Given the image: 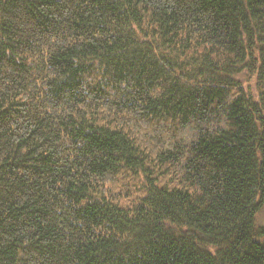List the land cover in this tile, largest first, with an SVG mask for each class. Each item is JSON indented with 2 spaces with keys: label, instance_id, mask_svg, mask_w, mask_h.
Instances as JSON below:
<instances>
[{
  "label": "trees",
  "instance_id": "16d2710c",
  "mask_svg": "<svg viewBox=\"0 0 264 264\" xmlns=\"http://www.w3.org/2000/svg\"><path fill=\"white\" fill-rule=\"evenodd\" d=\"M264 0H0V264H264Z\"/></svg>",
  "mask_w": 264,
  "mask_h": 264
},
{
  "label": "rangeland",
  "instance_id": "374dc122",
  "mask_svg": "<svg viewBox=\"0 0 264 264\" xmlns=\"http://www.w3.org/2000/svg\"><path fill=\"white\" fill-rule=\"evenodd\" d=\"M260 218H261V221L264 222V211L261 212Z\"/></svg>",
  "mask_w": 264,
  "mask_h": 264
}]
</instances>
